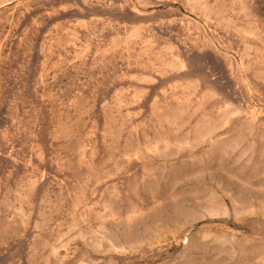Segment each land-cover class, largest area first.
<instances>
[{"label": "rangeland", "instance_id": "374dc122", "mask_svg": "<svg viewBox=\"0 0 264 264\" xmlns=\"http://www.w3.org/2000/svg\"><path fill=\"white\" fill-rule=\"evenodd\" d=\"M0 264H264V0H0Z\"/></svg>", "mask_w": 264, "mask_h": 264}]
</instances>
